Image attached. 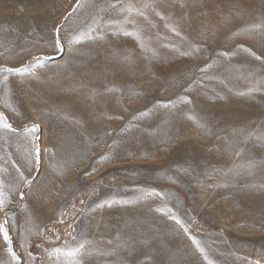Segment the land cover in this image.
<instances>
[{
  "label": "rangeland",
  "instance_id": "rangeland-1",
  "mask_svg": "<svg viewBox=\"0 0 264 264\" xmlns=\"http://www.w3.org/2000/svg\"><path fill=\"white\" fill-rule=\"evenodd\" d=\"M21 67L0 72V264L81 243V264H264V0H0V68Z\"/></svg>",
  "mask_w": 264,
  "mask_h": 264
},
{
  "label": "snow or ice",
  "instance_id": "snow-or-ice-1",
  "mask_svg": "<svg viewBox=\"0 0 264 264\" xmlns=\"http://www.w3.org/2000/svg\"><path fill=\"white\" fill-rule=\"evenodd\" d=\"M78 5H79V0H78ZM147 6V5H146ZM132 9L129 8V11H131ZM141 15H144L143 12L140 13ZM173 32H176L175 28H172ZM59 32L60 29L58 28L56 30V36H55V40H54V45L59 49L60 52H63L64 48L63 45L61 44L60 41V36H59ZM125 35H134V36H138L139 34L136 32H124ZM177 35H179V33H176ZM198 50V49H197ZM250 51V50H249ZM185 55H188L189 53H184ZM253 55H255V53H252ZM223 55H228V53H224ZM259 59V57H257ZM37 62H41L40 58H36ZM210 67V65L208 66ZM29 69L27 67H21V68H0V72H6V73H21V72H27ZM203 70V69H202ZM185 100H187V98H183ZM190 102V101H188ZM167 106V105H165ZM0 129H4V130H8L10 132H17L18 130L12 127V124L8 122L7 117L4 115V113L0 112ZM40 130V126L37 124H32V125H25L24 127V132L28 133L31 135L33 141L38 140L39 137L36 136L35 134L37 132H39ZM32 159L35 162V164L38 166L39 164V159H40V148L38 144H33V152H32ZM101 159H107V157H102ZM20 177L21 179H25L23 176V173H20ZM31 183V182H28ZM21 198H23V193L20 194ZM6 202H8V197L6 195V193L4 192V180L2 178H0V207H2ZM115 201H109L108 203H114ZM123 202V201H121ZM172 219L174 220H178V218L173 215ZM180 222V221H178ZM7 224V213H5V220L3 223H0V234L3 235V238L5 241H7L9 248L7 249L12 256L16 259L19 260V257L16 255V253L12 250L11 245H12V238L9 235V231L8 228L6 227ZM196 246L200 249L201 252L204 251L203 248L200 247L199 241H196ZM84 248V244L81 243L78 247L73 248L69 251H67L66 255L69 257H73V261L70 262V264H81V261L78 259H75L80 252L82 251V249ZM55 253L59 254L63 251V249H54L53 250ZM211 264V262H210Z\"/></svg>",
  "mask_w": 264,
  "mask_h": 264
},
{
  "label": "bare ground",
  "instance_id": "bare-ground-1",
  "mask_svg": "<svg viewBox=\"0 0 264 264\" xmlns=\"http://www.w3.org/2000/svg\"><path fill=\"white\" fill-rule=\"evenodd\" d=\"M147 36H148V34H142V36H141V41H140V45L138 46V49L134 46L136 52H139L140 54H143L142 52H143L144 50H147V46H148ZM157 44H158V43L156 42L155 45H157ZM99 103H100V105H101V103H103L102 105L104 106V105H106L108 102H107V101H102V100L100 101V100H99ZM109 103H112V104H113V99L110 100ZM99 115L105 116L104 113H101V112L99 113Z\"/></svg>",
  "mask_w": 264,
  "mask_h": 264
}]
</instances>
